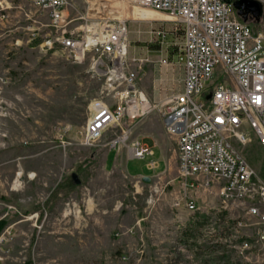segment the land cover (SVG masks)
<instances>
[{
	"label": "rangeland",
	"instance_id": "1",
	"mask_svg": "<svg viewBox=\"0 0 264 264\" xmlns=\"http://www.w3.org/2000/svg\"><path fill=\"white\" fill-rule=\"evenodd\" d=\"M70 1L66 28L79 34L99 21H127L131 54L150 58L138 67V84L153 103L180 89L183 68L175 52L170 49L169 64L158 63L165 53L141 32L150 24L143 20L167 15L136 11L129 19L121 9L143 7L128 0ZM249 22L255 31L262 29L260 19ZM60 33L33 1L0 0V220L8 221L0 232L2 263L264 264L242 248L258 228L251 225L257 218L248 203L225 206L214 186L188 190L197 209L185 206L177 141L167 133L160 109L139 120L124 118L96 145L83 143L95 102L115 99L105 69L93 68L91 57L69 58L56 41ZM122 130L131 133L128 142L155 140V157L162 153L166 167L160 163L154 173L137 158H129L126 167L125 157L105 167L108 141ZM235 145L262 174L264 149L257 139ZM72 173L78 177L73 187ZM176 197L182 206L173 205ZM214 211L222 215L187 234L199 216Z\"/></svg>",
	"mask_w": 264,
	"mask_h": 264
},
{
	"label": "built area",
	"instance_id": "2",
	"mask_svg": "<svg viewBox=\"0 0 264 264\" xmlns=\"http://www.w3.org/2000/svg\"><path fill=\"white\" fill-rule=\"evenodd\" d=\"M31 1L48 13L52 26L61 29L56 41L69 58L81 62L91 57L93 68L106 71L115 101L95 102L83 143L96 145L124 118L139 120L160 109L167 133L177 141L185 206L197 209L188 190L214 186L220 189L223 205L248 203L249 213L257 218L251 225L258 228L242 241V248L264 260V171L257 172L235 145L247 146L255 138L264 149V0H258L262 3L260 31L238 15L233 0H128L171 17L143 20L150 24L141 30L165 53L158 63L169 64L172 49L183 68L180 89L158 103L138 84V67L150 58L131 54L126 20L92 23L79 34L66 28L70 0ZM170 35H174L171 44ZM47 44L52 47L53 41ZM130 134L122 130L108 144L126 145L131 158L145 160L146 168L155 173L160 168L155 148L138 137L128 142ZM173 205L180 207L182 202L176 197ZM3 261L0 255V264Z\"/></svg>",
	"mask_w": 264,
	"mask_h": 264
},
{
	"label": "water",
	"instance_id": "3",
	"mask_svg": "<svg viewBox=\"0 0 264 264\" xmlns=\"http://www.w3.org/2000/svg\"><path fill=\"white\" fill-rule=\"evenodd\" d=\"M233 4L237 10L238 15L241 16L245 21H247L248 19L246 15L248 13H250L257 20L260 19L262 15V3L258 0H233ZM71 176L74 182H78L77 173H72ZM143 179L148 183L152 181V177L149 175H145Z\"/></svg>",
	"mask_w": 264,
	"mask_h": 264
},
{
	"label": "crops",
	"instance_id": "4",
	"mask_svg": "<svg viewBox=\"0 0 264 264\" xmlns=\"http://www.w3.org/2000/svg\"><path fill=\"white\" fill-rule=\"evenodd\" d=\"M149 13L150 14L152 13L155 16L157 15L161 18L164 17L162 14H159V13H153V12H149ZM182 79H183V74H182ZM150 138H152V137H150ZM152 139H154V138H152ZM146 143H148V142H146ZM148 144H150V143H148ZM150 145H152L154 148L155 147L160 148V145L157 144V142L155 140H154V144H150ZM155 150H156V148H155ZM161 151L162 150L160 149V153H161ZM96 154H98V152ZM123 157L126 158V167H127V161L130 158L128 149L122 148V147H118V148L110 147L109 149H106V156H105V160H104V165H105V167L110 166V165H111V167H115L118 159L123 158ZM159 160H160L161 165L164 164V167H166V162L164 160L162 153L160 155ZM139 175H144V174H139ZM132 176H138V175H132ZM74 183L77 184V182H74Z\"/></svg>",
	"mask_w": 264,
	"mask_h": 264
},
{
	"label": "trees",
	"instance_id": "5",
	"mask_svg": "<svg viewBox=\"0 0 264 264\" xmlns=\"http://www.w3.org/2000/svg\"><path fill=\"white\" fill-rule=\"evenodd\" d=\"M255 30V29H254ZM73 186H76V184L75 183H73L72 185H71V187H73ZM218 216V215H222L221 213H217V212H212V215H203L202 217L201 216H199V218H198V221H197V228H195V227H193V228H189V230H188V232L189 233H187L188 235L189 234H193L194 233V231L195 230H197L198 229V227L200 228V226H202V225H204L206 222H207V220L210 218V217H212V216ZM7 219H2V220H0V232L4 229V227L6 226V224H7Z\"/></svg>",
	"mask_w": 264,
	"mask_h": 264
},
{
	"label": "bare ground",
	"instance_id": "6",
	"mask_svg": "<svg viewBox=\"0 0 264 264\" xmlns=\"http://www.w3.org/2000/svg\"><path fill=\"white\" fill-rule=\"evenodd\" d=\"M121 11L124 12L129 19H131V17L134 15V13H136V11L139 12L138 16H142V13H146V12H153V13H159L162 15H166L165 13H162V12L150 9V8H134V9H128V8L125 9L124 8V9H121ZM95 12L100 13V8H98V11H95ZM168 19H171V17L168 16Z\"/></svg>",
	"mask_w": 264,
	"mask_h": 264
},
{
	"label": "flooded vegetation",
	"instance_id": "7",
	"mask_svg": "<svg viewBox=\"0 0 264 264\" xmlns=\"http://www.w3.org/2000/svg\"><path fill=\"white\" fill-rule=\"evenodd\" d=\"M246 15H247V18H248L247 21H249V20H255V17H253L250 13H248Z\"/></svg>",
	"mask_w": 264,
	"mask_h": 264
}]
</instances>
